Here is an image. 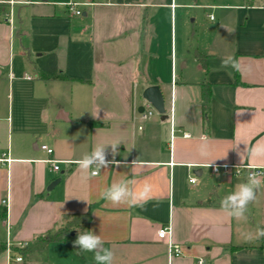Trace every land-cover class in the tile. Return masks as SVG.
<instances>
[{
    "label": "crops",
    "instance_id": "0c3cea01",
    "mask_svg": "<svg viewBox=\"0 0 264 264\" xmlns=\"http://www.w3.org/2000/svg\"><path fill=\"white\" fill-rule=\"evenodd\" d=\"M77 1L80 17L69 15L67 0H0L9 10L0 22V264H9L10 254L28 264L26 254L38 250L15 248L32 247L73 215L85 214L89 230L113 252V264H264V237L245 242L240 236L264 228V183L247 222H238L220 201L245 182L248 169L239 175L212 171L214 165L239 166L237 149L264 142V5ZM229 54L242 71H215ZM57 73L67 80L42 78ZM204 82L212 85L208 124ZM154 85L165 100L164 120L158 113L142 117L148 106L143 91ZM114 140L121 141L118 163L83 180L71 161ZM201 142L209 145L207 158L198 154ZM107 151L111 161L110 146ZM49 159L59 161V171ZM240 166L264 168V159L245 156ZM122 178L147 180L154 198L128 208L99 197ZM167 226L180 256L170 258L169 240L158 237ZM73 248L50 243L42 252L50 255L48 264H96L94 253L76 257Z\"/></svg>",
    "mask_w": 264,
    "mask_h": 264
},
{
    "label": "clouds",
    "instance_id": "9594fccd",
    "mask_svg": "<svg viewBox=\"0 0 264 264\" xmlns=\"http://www.w3.org/2000/svg\"><path fill=\"white\" fill-rule=\"evenodd\" d=\"M226 29L229 33L234 32V29ZM229 68L237 72L242 71L241 63L231 54L224 56L221 59L219 68L214 70L220 71ZM229 75H231V73H229ZM120 144L121 141L119 140H114L109 143H98L90 152H84L78 159L71 161V163H75L81 171L82 179L87 180L91 176L98 175L101 169L108 168L110 163H118L115 161V156L118 154V147ZM109 146L113 157L111 161L107 159V149ZM245 146L243 152L237 149L241 164L245 156L251 160L264 159V142H257L256 145L252 146L245 144ZM236 147L237 145L235 148ZM197 151L201 158H207L209 155V145L206 142H201L198 145ZM138 163H140L138 160L133 161V166ZM261 176H264V172L258 173L256 171H249L245 182L237 184L235 190L223 197L220 201L221 210L236 221L246 223L248 207L256 201L257 192L261 188L262 183H264L261 180ZM153 194L154 187L147 180L137 184L133 179L122 178L104 187L100 191L99 197L113 206L142 208L148 201L154 198ZM240 236L245 242L256 241L264 237V228L257 227L254 232L250 230H241ZM74 247L78 248V254L94 253L93 258L96 264H113V252L105 248L102 237L91 230L79 231L77 239L74 241ZM176 248L177 251H180L179 245H176Z\"/></svg>",
    "mask_w": 264,
    "mask_h": 264
},
{
    "label": "trees",
    "instance_id": "16d2710c",
    "mask_svg": "<svg viewBox=\"0 0 264 264\" xmlns=\"http://www.w3.org/2000/svg\"><path fill=\"white\" fill-rule=\"evenodd\" d=\"M247 6H255L257 4H263L264 0H243ZM8 8L5 4H0V22L8 15ZM202 67L207 71L206 58L199 56ZM42 78L45 80H67L64 74L45 75L42 74ZM201 97H202V111L204 115V123L208 124L211 114V97H212V85L208 82L201 84ZM91 216L85 215H73L66 223L59 226L54 231L47 232L44 236L39 237L32 247L24 249L15 248V252L25 254L30 249L38 250L42 252L50 243H63L67 246L74 245V241L77 239L78 232L88 231ZM5 250V246L0 245V252Z\"/></svg>",
    "mask_w": 264,
    "mask_h": 264
},
{
    "label": "built area",
    "instance_id": "2783aa9c",
    "mask_svg": "<svg viewBox=\"0 0 264 264\" xmlns=\"http://www.w3.org/2000/svg\"><path fill=\"white\" fill-rule=\"evenodd\" d=\"M64 6L67 8V11L69 15L80 17L83 14V10L81 9V4L77 0H67V2L64 3ZM213 20V16L210 17ZM156 112V110L148 103L147 108L142 113L143 119H148L152 117ZM184 138H189L190 135L188 133L183 134ZM43 151H45L49 156H52L54 151L52 148H50L47 145H42L40 147ZM48 162L52 165L53 170L59 171V161H55L53 159H49ZM248 169L249 171H256L258 173L264 172V168H255V167H243V166H231V165H214L212 166V171L215 174L223 173V174H229L232 172H235L236 174H241L243 170ZM247 173V175H248ZM261 180H264V176H261ZM196 179H191L190 182L195 183ZM3 204L5 206L8 205V201L4 200ZM158 237L163 240H169V248H168V256L170 258L180 256L182 254L181 248L180 251H177L175 243L172 241V228L170 226L163 227L158 231ZM171 241V243H170ZM20 247H25V245H20ZM180 247V246H179ZM8 250H10V245H8ZM9 264H23V257L12 255L9 256Z\"/></svg>",
    "mask_w": 264,
    "mask_h": 264
},
{
    "label": "water",
    "instance_id": "95a60500",
    "mask_svg": "<svg viewBox=\"0 0 264 264\" xmlns=\"http://www.w3.org/2000/svg\"><path fill=\"white\" fill-rule=\"evenodd\" d=\"M142 97L145 101H147L155 110L156 112L161 115V119H166V108H165V100L162 94L160 87L154 85L147 87L142 94ZM59 183V179L54 181L49 190H51L54 186Z\"/></svg>",
    "mask_w": 264,
    "mask_h": 264
},
{
    "label": "rangeland",
    "instance_id": "374dc122",
    "mask_svg": "<svg viewBox=\"0 0 264 264\" xmlns=\"http://www.w3.org/2000/svg\"><path fill=\"white\" fill-rule=\"evenodd\" d=\"M223 1H227V0H203L202 2L217 6L218 4H221ZM209 12H211L214 16L219 15V12L216 10H209ZM78 252H79L78 248L74 247L73 250L70 251V254L76 257H81L82 254H78ZM51 255H53V253H51ZM25 259L29 261L28 264H48L51 262L50 255L40 251L27 253Z\"/></svg>",
    "mask_w": 264,
    "mask_h": 264
}]
</instances>
